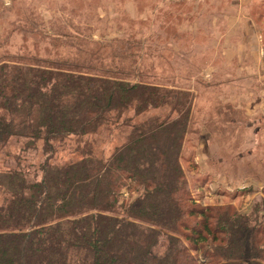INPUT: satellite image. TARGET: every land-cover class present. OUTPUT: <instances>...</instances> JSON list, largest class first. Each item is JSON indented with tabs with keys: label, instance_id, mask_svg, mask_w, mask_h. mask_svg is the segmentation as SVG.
I'll return each mask as SVG.
<instances>
[{
	"label": "trees",
	"instance_id": "16d2710c",
	"mask_svg": "<svg viewBox=\"0 0 264 264\" xmlns=\"http://www.w3.org/2000/svg\"><path fill=\"white\" fill-rule=\"evenodd\" d=\"M20 59L0 61V149L42 139L47 158L39 179L0 169V264H264V200L248 213L202 205L179 182L181 99L175 120L135 122L106 159L85 145L54 162L56 141L119 125L123 109L163 104L167 91L139 75Z\"/></svg>",
	"mask_w": 264,
	"mask_h": 264
},
{
	"label": "rangeland",
	"instance_id": "374dc122",
	"mask_svg": "<svg viewBox=\"0 0 264 264\" xmlns=\"http://www.w3.org/2000/svg\"><path fill=\"white\" fill-rule=\"evenodd\" d=\"M11 56L139 75L167 91L163 104L123 109L119 125L56 141L52 161L77 160L85 145L106 159L135 122L175 120L179 98V182L194 201L248 213L264 200V0H0V61ZM16 140L0 149V169L39 179L43 140Z\"/></svg>",
	"mask_w": 264,
	"mask_h": 264
},
{
	"label": "crops",
	"instance_id": "0c3cea01",
	"mask_svg": "<svg viewBox=\"0 0 264 264\" xmlns=\"http://www.w3.org/2000/svg\"><path fill=\"white\" fill-rule=\"evenodd\" d=\"M247 2H245L244 3V5H243V7H242V9H243V11L247 8V4H246ZM264 99V98H263Z\"/></svg>",
	"mask_w": 264,
	"mask_h": 264
}]
</instances>
